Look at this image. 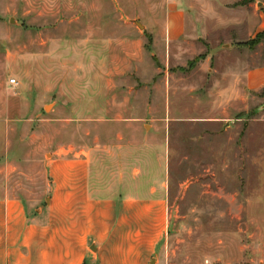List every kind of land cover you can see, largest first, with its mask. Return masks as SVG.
<instances>
[{"label": "rangeland", "instance_id": "obj_1", "mask_svg": "<svg viewBox=\"0 0 264 264\" xmlns=\"http://www.w3.org/2000/svg\"><path fill=\"white\" fill-rule=\"evenodd\" d=\"M172 1L0 0V175L42 206L48 160L86 151L104 189L162 178L161 264H264V90L229 74L264 64V0H175L223 17L198 5L178 48Z\"/></svg>", "mask_w": 264, "mask_h": 264}, {"label": "crops", "instance_id": "obj_2", "mask_svg": "<svg viewBox=\"0 0 264 264\" xmlns=\"http://www.w3.org/2000/svg\"><path fill=\"white\" fill-rule=\"evenodd\" d=\"M237 3L223 2L222 6L226 12ZM254 3L262 8L254 15L249 40L264 31V2ZM172 4L164 27L166 47L178 48L181 38L195 31L200 4L208 8L204 11L223 20L212 10L211 2H186L187 12L177 1ZM209 15L204 17L211 21ZM232 72L234 87L239 88L236 98L242 99L244 92L264 90V64L246 69L235 66ZM16 165L7 160L0 163V174L3 166L13 169ZM92 166V159L83 150L74 152L73 157L50 158L42 206L15 193L10 175H0V264H161V242L168 227L162 178H148L141 171L115 192L113 184L106 189L100 185Z\"/></svg>", "mask_w": 264, "mask_h": 264}, {"label": "trees", "instance_id": "obj_3", "mask_svg": "<svg viewBox=\"0 0 264 264\" xmlns=\"http://www.w3.org/2000/svg\"><path fill=\"white\" fill-rule=\"evenodd\" d=\"M239 5H241V4H239ZM259 34H257L256 35V37L258 36ZM253 39L252 40H249L248 42H246V44L245 45H243V46H248L249 48H252V46H253ZM242 46V45H241Z\"/></svg>", "mask_w": 264, "mask_h": 264}, {"label": "built area", "instance_id": "obj_4", "mask_svg": "<svg viewBox=\"0 0 264 264\" xmlns=\"http://www.w3.org/2000/svg\"><path fill=\"white\" fill-rule=\"evenodd\" d=\"M10 83H11V84H15V82H14V81H11Z\"/></svg>", "mask_w": 264, "mask_h": 264}]
</instances>
